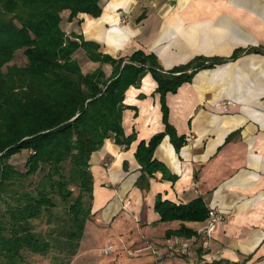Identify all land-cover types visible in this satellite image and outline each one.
I'll use <instances>...</instances> for the list:
<instances>
[{
  "label": "crops",
  "instance_id": "obj_1",
  "mask_svg": "<svg viewBox=\"0 0 264 264\" xmlns=\"http://www.w3.org/2000/svg\"><path fill=\"white\" fill-rule=\"evenodd\" d=\"M62 28L114 58L137 50L155 54L168 70L194 57L264 51V0H102L98 18L80 14L69 22L64 12ZM155 89L147 74L139 88L125 93L129 108L122 126L126 136L135 134L129 148L108 139L91 156L92 215L125 226L124 231L114 226L107 236L128 233L135 250L144 246L138 242L143 239L156 243V264H264V52L201 70L191 83L166 95L169 123L179 136L193 140L176 153L165 137L154 158L176 181L155 173L149 189L141 191L135 187L140 173L134 153L141 141L164 130ZM156 197L177 205L201 197L222 216L207 251L194 246L188 256L165 253L168 244L187 239H165L181 222H161L154 210ZM183 225L195 232L202 223Z\"/></svg>",
  "mask_w": 264,
  "mask_h": 264
},
{
  "label": "trees",
  "instance_id": "obj_2",
  "mask_svg": "<svg viewBox=\"0 0 264 264\" xmlns=\"http://www.w3.org/2000/svg\"><path fill=\"white\" fill-rule=\"evenodd\" d=\"M64 12L69 22L80 14L98 18L102 0H0V264H28L26 254L47 256L55 249L65 250L68 259L76 254L92 214L91 156L108 139L123 149L135 140L122 126L129 88H139L149 74L159 95L164 130L141 141L134 153L140 173L135 187L147 191L155 173L166 181L177 178L154 158L162 140L168 137L176 153L186 145V136L168 121L166 95L201 70L264 52L194 57L165 70L155 54L137 50L114 58L81 34L66 33ZM18 51L25 65H9ZM22 152L27 157L17 167L10 161ZM59 207L62 217L54 212ZM154 210L161 222H181L165 239L191 238L196 231L183 223H203L209 212L201 197L178 205L156 197ZM42 218L49 226L45 233L35 231L34 222Z\"/></svg>",
  "mask_w": 264,
  "mask_h": 264
},
{
  "label": "rangeland",
  "instance_id": "obj_3",
  "mask_svg": "<svg viewBox=\"0 0 264 264\" xmlns=\"http://www.w3.org/2000/svg\"><path fill=\"white\" fill-rule=\"evenodd\" d=\"M84 61L85 60L82 59L80 60L82 65ZM25 63V58L22 52L18 51L15 52L14 58L9 65L15 64L17 66H24ZM26 157L27 153L22 152L21 154L14 156L10 162L17 167H21L25 162ZM54 212L57 216H63L60 207L56 208ZM59 218L54 219L50 226L54 227L58 223ZM114 223L106 224L103 222V218L100 219L97 214H91L85 224L83 236L79 242L76 254L72 258H67L65 250L63 253H60L55 249L47 256L26 254L25 259L28 264H156L158 262H153V254L156 250H159L156 248V243H151L143 239L138 242L139 244H144V246L135 250L133 248L134 244L131 245L130 243L132 236L128 233L121 235L119 238L115 237V239L108 237L107 232H109L111 228H114ZM34 224L36 226L35 231L39 233H45L49 228L46 218L39 219L35 221ZM115 227H118L117 222ZM118 228L119 231L125 230V226L123 225H119ZM109 244L113 245V250L110 253L105 254L104 249L107 248ZM135 244H137V242ZM159 244V248L164 247L163 244L161 245V242H159ZM165 253L169 254L167 247Z\"/></svg>",
  "mask_w": 264,
  "mask_h": 264
},
{
  "label": "built area",
  "instance_id": "obj_4",
  "mask_svg": "<svg viewBox=\"0 0 264 264\" xmlns=\"http://www.w3.org/2000/svg\"><path fill=\"white\" fill-rule=\"evenodd\" d=\"M192 140L193 137L191 135H187L185 138L186 144L190 143ZM222 222V216H220V214L216 210L209 209L208 218L196 230V234L194 236L183 241H173V243L167 245L169 254L172 256H187L189 255L191 248H193L194 246H198V248L203 249V251H207L212 240V234L215 226L217 224H221ZM112 250L113 245L109 244V246L104 249V253L108 254Z\"/></svg>",
  "mask_w": 264,
  "mask_h": 264
}]
</instances>
